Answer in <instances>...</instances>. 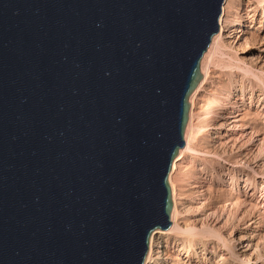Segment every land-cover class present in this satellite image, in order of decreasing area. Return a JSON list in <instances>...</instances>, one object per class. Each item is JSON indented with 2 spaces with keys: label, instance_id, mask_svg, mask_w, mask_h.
Segmentation results:
<instances>
[{
  "label": "water",
  "instance_id": "95a60500",
  "mask_svg": "<svg viewBox=\"0 0 264 264\" xmlns=\"http://www.w3.org/2000/svg\"><path fill=\"white\" fill-rule=\"evenodd\" d=\"M223 0H0V264H143Z\"/></svg>",
  "mask_w": 264,
  "mask_h": 264
},
{
  "label": "bare ground",
  "instance_id": "6f19581e",
  "mask_svg": "<svg viewBox=\"0 0 264 264\" xmlns=\"http://www.w3.org/2000/svg\"><path fill=\"white\" fill-rule=\"evenodd\" d=\"M218 24L143 264H264V0H223Z\"/></svg>",
  "mask_w": 264,
  "mask_h": 264
},
{
  "label": "rangeland",
  "instance_id": "374dc122",
  "mask_svg": "<svg viewBox=\"0 0 264 264\" xmlns=\"http://www.w3.org/2000/svg\"><path fill=\"white\" fill-rule=\"evenodd\" d=\"M246 60V59H245ZM247 61H249V60H247ZM200 152H203V154L201 153L200 154ZM197 153V152H196ZM198 153L200 154H198V156H203V157H207V158H211V159H213V157H216V155L214 154V153H209V152H206V151H204V150H199L198 151ZM205 153L208 155H205ZM205 155V156H204ZM211 155V156H210ZM215 159V158H214ZM182 183H183V185H184V187H185V189H187V187H188V185H186V184H189V182L187 183V180L185 179V180H183L182 181Z\"/></svg>",
  "mask_w": 264,
  "mask_h": 264
}]
</instances>
